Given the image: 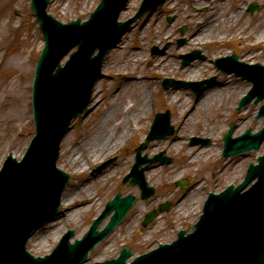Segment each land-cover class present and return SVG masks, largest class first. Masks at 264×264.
<instances>
[{"label":"rangeland","instance_id":"obj_1","mask_svg":"<svg viewBox=\"0 0 264 264\" xmlns=\"http://www.w3.org/2000/svg\"><path fill=\"white\" fill-rule=\"evenodd\" d=\"M100 1L51 0L48 11L64 22L78 17L85 20ZM131 1L135 3L132 4ZM141 1L130 0L122 10L119 19L124 20L132 16ZM241 1L229 0L222 4L221 0H166L156 10L148 11L141 16L118 45L109 51L103 65L104 75L98 76L95 80L97 82L89 107L72 121V128L62 141L58 166L72 175L63 194V211L29 239L28 249L31 253L36 256L50 253L69 228L75 230L72 236L73 241L75 238L82 237L92 220L104 209L106 201L112 199L117 192L140 195L138 185H128L122 181V178L130 171L136 147L146 138L159 111L167 109L172 111L171 122L175 125V132L166 138L149 142L143 150V154L147 153L150 156L165 150V153L171 156L170 163H155L157 165L153 163L149 168L151 172L149 176L147 175V179L150 185L155 186L156 194L149 199H139L120 225L91 251L89 260L83 264H93L98 259L116 257L124 245L133 249L134 257L157 247L160 242L172 241L177 237L179 229L190 228L198 220L210 190L220 191L232 182L238 183L244 177L249 163L257 162L256 156L264 153V141L258 150L228 158L222 156L223 137L231 124L235 125V135L249 127L256 131L264 124L263 117L256 118L258 111L255 109L260 103L257 105L249 103L240 110L236 109L243 95L241 92L249 81L233 73H222L213 63L216 57L237 52L239 57L247 62L264 64L263 57L260 56L261 53L264 54V46L255 52L257 55L254 54L256 57L251 61V58L247 56L250 46L237 37H230V34L237 30L236 27L230 30H226V27L221 29V21L224 18L222 12L226 15L233 14ZM253 2H258L259 8L248 11L247 8L251 3L247 5L245 20L255 25L264 21V15L261 14L264 12V0ZM213 14L219 20L220 28H216L218 33L210 39L196 40L197 35L194 34L198 32L200 22L207 23ZM0 21L2 24L7 22L11 24L10 28L3 30L5 35L0 40L1 168L9 153L21 158L34 135L32 84L36 61L43 48L44 39L30 0H0ZM182 27H186L184 33H181ZM220 32H226V35L223 37ZM181 37H184L185 41L179 44L178 40ZM153 45H158L160 49L165 47V52L153 54L151 52ZM195 48L201 49L207 57L182 67L180 55ZM145 50L151 60L158 59L156 65L152 62L148 64L140 59ZM8 56L9 58L11 56V61L7 60ZM137 57L139 59L135 62ZM125 60L129 61L123 66ZM22 62L25 63L22 65ZM201 64H203L202 68H195L193 79L218 75L217 83L207 86L203 93L214 88L215 90L224 89L222 101L219 98L207 109L200 111L197 108L198 112L194 113L196 94L188 88L177 87L180 89L177 96L169 102L168 98L175 86L166 89L161 80L164 77L184 79L187 71ZM172 67H174L173 70ZM129 76L135 77L132 81L135 86L130 89L132 93L135 92L138 96V91L142 90V87L145 88L148 110L135 114L139 121L130 120L128 123L125 119L128 112L127 104L124 102L129 92L122 82ZM141 76H148L149 79H146L148 82L143 78L140 79ZM146 86L150 87L149 91ZM23 90L26 98L22 95ZM21 98H23L21 105L23 107L25 103L24 108L27 110L26 116L12 120L10 112L19 110ZM122 102L124 106L120 115L114 112L108 113L113 108L115 110L116 105ZM108 114L115 120L101 132V135L100 132L95 133L102 118ZM116 118L122 120L120 130L125 127L123 133L117 130ZM214 123L215 126H213ZM182 132L184 134L181 136ZM195 134L210 137L211 141L206 144L190 145V137ZM104 140L107 143L104 145L105 149L100 147L94 150L103 153L104 156L97 161L93 158L87 159V155L94 148L91 144H99ZM201 145L211 149L203 158L194 162L190 161V154ZM187 149H191V152L188 153ZM71 154L78 156V160H71ZM114 155L118 156L114 163L98 174L91 173L95 165ZM184 178L188 179L189 183L192 182L188 189L176 184L178 180ZM182 196H184L183 199L175 203ZM200 196H202L200 205L197 203L190 208L188 203L189 210L181 206L192 197H195L197 201ZM89 200H93V203H88ZM166 200L173 201L174 206L160 212L148 226H142L141 222L145 213ZM73 207L82 209L75 217H71ZM110 216L104 217L100 228L109 221ZM131 224H135V227L129 233L126 227ZM57 229L60 231L56 234L58 236L56 240L48 238L46 246L34 243L36 239L42 240Z\"/></svg>","mask_w":264,"mask_h":264},{"label":"water","instance_id":"obj_2","mask_svg":"<svg viewBox=\"0 0 264 264\" xmlns=\"http://www.w3.org/2000/svg\"><path fill=\"white\" fill-rule=\"evenodd\" d=\"M49 1L32 0L33 7L41 22V28L47 41L37 63L34 81L33 104L37 135L32 142L25 160L20 163L16 159L9 158L5 167L0 172V185L3 183L6 186L9 183L6 178L12 172H17L25 168V172L29 173L35 168L41 176V185L38 194H41L43 187L46 188L42 200L40 199L41 203L39 201L36 208L29 207L24 212L20 211L18 215L13 213V211L23 201L21 191L18 190L15 192L13 201L9 206L0 203V246L7 247V244L12 241L15 250L23 254H26L25 245L31 234L46 219L59 213L60 194L65 183L70 178L68 174L57 169L55 165L59 142L65 131L69 128L72 117L81 113L88 105L94 81L101 74V65L105 53L109 48L115 46L120 36L131 26L133 21L140 17L147 9H155L159 3H163L165 0H144L140 10L132 18L123 22H118L117 17L124 8L127 0H102L101 4L92 13L90 20L81 23V19L79 18L68 24H63L47 12ZM184 30L183 28L182 31ZM77 43L80 44L79 51L72 55V58L65 67H60L59 62L61 58ZM98 46L100 47V52L93 56ZM155 49L157 50V47ZM198 56L203 57L199 50L184 55L183 64L189 63L193 58ZM56 66H59V68L54 72ZM208 81L213 82V79L203 80L201 82H174L172 79H167L165 85L185 84L194 87L197 91H201L202 85ZM172 130L173 128L169 125V113L158 114L149 138L154 136L162 137L172 132ZM232 132L233 127L227 133L226 140L231 138ZM263 138L264 129L257 133L253 140L246 141L243 144H239L240 139L237 138L235 140L236 143L232 144L234 150L226 151L225 155L230 152L249 149L253 146L257 148ZM145 146L146 143L138 149V155ZM155 158L162 157L158 156ZM109 162H105L99 168ZM141 163L142 161H139L135 165L136 171L133 172V182L141 184L143 197H147L152 193V189H147V182L145 181L143 173L146 167H143L140 171L138 170V166ZM19 177L22 179L19 185L23 187L24 196L27 198L29 194L26 184L27 181L25 180L26 175L22 172L19 174ZM9 179L11 180V178ZM232 188L231 186L228 190H232ZM2 190L3 187L0 188V191ZM135 200L136 197L132 194L123 198L117 194L115 199L108 203L109 208L106 212L116 208V213L104 231V234L98 237V233H92L90 231L87 236L92 237V239L89 240L84 249L80 253L78 251L74 253L75 250L71 249L73 252H68L67 257L69 259H77L74 264H80L85 261L88 257L89 250L124 218ZM166 205L168 208V204ZM164 207L162 206L161 208ZM156 214L157 211L150 212L144 224H147ZM184 233L185 230L181 231L180 235ZM71 234L72 231L66 235L67 240ZM77 242V245H79L80 242ZM130 253L131 251L126 247L118 259L111 260L110 262L113 264H122ZM96 264L101 263L97 262Z\"/></svg>","mask_w":264,"mask_h":264},{"label":"bare ground","instance_id":"obj_3","mask_svg":"<svg viewBox=\"0 0 264 264\" xmlns=\"http://www.w3.org/2000/svg\"><path fill=\"white\" fill-rule=\"evenodd\" d=\"M135 1V0H134ZM138 2V0H136ZM226 1H229V0H221V3L222 4H225ZM252 1L254 0H242L240 5L237 7L236 11H234L233 14H228L226 15L224 12L222 16H224V18L222 19L221 21V29H225V27L227 28L226 30H230L234 27H236V31H234L233 33L230 34V37H237L241 40H243V42L247 43L249 46H250V50L247 54V56L249 58H251V61H253V59L256 57L254 56L255 52L257 50H260L262 48V46H264V21L263 22H260L258 24H255V25H252L250 21H247L245 20L246 19V13H245V7L247 5H249V3H251ZM132 4H134L132 1H131ZM224 7V6H223ZM262 15H264V12L261 13ZM3 21V20H2ZM2 21H0V40L3 39L2 36L5 35V33L3 32V30H7L8 28L11 27V24L10 22H7V23H3L2 24ZM219 27L220 28V24H219V20L215 17V15H211L208 19V22L207 23H202L200 22L199 24V28H198V32L196 34H194L196 36V40H200V39H210L212 37L215 36L216 33H218L216 31V28ZM221 29H219L221 31ZM3 32V33H2ZM221 33V32H220ZM193 35V36H194ZM221 35H223V37L226 35V32L224 33H221ZM94 41H96L95 38H93ZM257 55V54H255ZM263 57V62H264V54L261 53V55ZM138 57L135 59L137 62L138 61ZM140 59L143 60L144 62L146 63H153L154 65H156L158 63V59L156 60H151V57L150 55L147 53V50H145V52H143L140 56ZM7 60L11 61V56L9 58H7ZM129 60H125V62L123 63V66L126 65V63L128 62ZM12 63V62H10ZM15 63V62H14ZM25 62H22V65L24 64ZM203 67V64L201 65H197L195 67H192L191 70L187 71L186 75H185V79L187 80H191L194 78L195 76V68L196 69H200ZM174 69V67H172V70ZM128 73V72H126ZM133 77V76H132ZM143 78V79H149L148 76H141L140 79ZM127 79V80H126ZM124 82H122V84H124L126 86V89L128 90V94L126 96V100H125V104H127V114H126V121L129 123L130 120H133L135 122L139 121L138 119H136V116L135 114L137 113H141L143 110H148V108H146V106L148 105L147 104V99L145 97V93H146V90L144 87H142V90L140 89L138 91V96L135 95V92L132 93L130 91V89L132 87L135 86V83L132 82L134 78H131L130 76L127 77ZM139 79V78H137ZM146 80V81H147ZM148 82V81H147ZM250 87V84L248 83L246 86H245V89L241 92V94L245 93ZM146 89L147 91L150 90V87L146 86ZM235 89V88H234ZM180 89L178 88H175L172 92V94L169 96L168 98V101L171 102L174 97L177 96L178 94V91ZM223 90L224 89H219V90H215L212 89L210 91H206L205 94L203 96H200L199 99L197 100L196 102V106H195V110L194 113H197V108H199V110H205L207 109V107L212 104V103H215V101H217L219 98L220 100L222 101V95H224L223 93ZM236 91V90H235ZM134 94V95H133ZM189 94V93H187ZM22 95L26 98V95H25V91L23 90L22 91ZM23 98H21V101L19 103V110L16 111V112H10V115H11V118L12 120H16L18 118H23L24 116H26V113H27V110L24 108V105L22 107L21 105V102H22ZM129 101V102H128ZM124 103H120V105H116L115 107V110H113L114 108L111 107L112 110H109L108 113L109 114H116V115H120V112L121 110L123 109V106H124ZM15 108V106H14ZM258 110V108H256ZM255 109V110H256ZM141 110V111H139ZM256 110V111H257ZM111 112V113H110ZM255 113V112H253ZM108 115L104 116L102 118V121L101 123L98 125L97 130L95 133H99L100 132V135H101V132H103V130L105 131L106 127L115 120V118H112V116L110 117ZM115 117V116H114ZM192 119H193V116H192ZM116 121H117V124H116V127H117V130H120V126L122 124V120L121 118H116ZM195 122H198V120H195ZM213 126H215V123L213 124ZM242 128V126H241ZM244 129V128H243ZM214 130V129H213ZM125 131V127L123 128V130H120L119 133H123ZM215 131V130H214ZM94 133V134H95ZM184 134V132L181 133V136ZM107 143L104 141L100 142L99 144H91V147L94 146V148L91 149V151L89 152L90 154L87 155V159L89 158H93L95 159V161L97 160H100L104 155L103 153L101 154L100 152H95L94 150L96 149H100V147L103 149L104 148V145H106ZM105 149V148H104ZM211 148L209 147H205V146H200L196 151H193L191 154H190V161H195V160H198L200 158H203L205 156V154H207V152L210 150ZM187 152L190 153L191 152V149H187ZM74 154H71L70 155V158L71 160L75 161V160H78V156H73ZM93 156V157H92ZM80 158V157H79ZM86 159V157H85ZM150 172L151 170H149L148 172V176L150 175ZM108 177H106L107 179ZM202 202V196L199 197V199H197L196 201V198L195 197H192L190 198V200H187L186 202H183V204H181V206H183V209L185 210H189L190 208L193 207V205ZM90 204L93 203V200H89ZM188 203L190 204V208L188 207ZM75 207V206H74ZM72 208L71 209V217H75L77 215L78 212H80L82 209H79L80 207H77V208ZM60 227V226H59ZM135 227V224H131L129 226L126 227V229L128 230V232L130 233ZM60 231V229H57L56 232L54 233H49L47 236H45L42 240H35L34 243L36 245H39V246H46L48 243L47 242V239L48 238H54L55 240L58 238V236L56 235L58 232ZM8 241V239H7ZM10 243V242H9ZM260 263L261 264H264V251L262 252L261 254V259H260Z\"/></svg>","mask_w":264,"mask_h":264}]
</instances>
